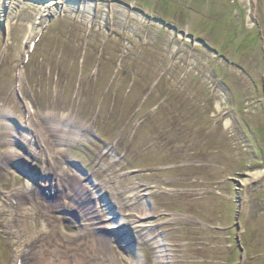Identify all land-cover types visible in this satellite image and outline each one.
Returning a JSON list of instances; mask_svg holds the SVG:
<instances>
[{
    "label": "rangeland",
    "instance_id": "rangeland-1",
    "mask_svg": "<svg viewBox=\"0 0 264 264\" xmlns=\"http://www.w3.org/2000/svg\"><path fill=\"white\" fill-rule=\"evenodd\" d=\"M50 1H14L7 25L0 0V264L18 242L6 194L27 197L18 171L50 173L49 153L126 214L148 208L141 264H264V0ZM52 192L44 226L91 224ZM121 248L104 264L133 256Z\"/></svg>",
    "mask_w": 264,
    "mask_h": 264
},
{
    "label": "bare ground",
    "instance_id": "bare-ground-1",
    "mask_svg": "<svg viewBox=\"0 0 264 264\" xmlns=\"http://www.w3.org/2000/svg\"><path fill=\"white\" fill-rule=\"evenodd\" d=\"M4 1L3 7L7 16V25H10L8 16L14 7V1L22 0ZM57 4L58 2L55 0L50 1L46 6L47 12L54 11ZM47 14H43V16ZM33 35L34 30H32L30 37H33ZM28 123V126L31 127V123ZM226 123L228 124V122ZM13 126L9 125L8 129L11 133L12 131L16 133L17 129ZM28 126L24 127L22 125L21 127L25 135L32 137L35 130H33V127L27 128ZM21 127L19 126L18 128ZM21 156L18 153L15 156L13 155L12 159L16 160L14 157L20 159ZM51 157L49 153L48 160L52 164L53 169L50 173L43 172L40 175L36 174L33 176L30 173L33 172L32 168H28L26 171L31 177L38 178L39 185L46 188L45 185L47 184L49 185L47 187L51 189H61L62 195L69 200V202H65L63 210L68 212L70 208H73L78 217L89 220L91 224L80 228L74 235L66 234L59 225L47 223L44 226L41 217H52L51 213L55 212L53 209H58L62 206L60 204H56L55 206L43 204V195L40 191L41 195L36 193L34 185L31 187L30 183L34 180L31 178L28 191H25V195L28 194L27 197H18V190H13L6 194L7 200L13 206L11 219L8 221L7 226L18 238V242L14 244L16 251L13 257V264H104V257L100 251L104 249V246L107 247L117 241L121 242L125 253L133 255L131 258L128 257L129 259L125 258V264H141V260L136 255L134 248L141 242L142 235L140 233L144 227L143 219L148 216V208L138 210L135 215L137 218H134L133 213L126 214L124 205L111 195V190L106 183H95L89 175H82L81 177L73 174L69 169L60 164H54ZM25 179L30 178L26 177ZM124 191L126 193L131 192L127 196L128 202L140 193L137 188H131V190L125 188ZM135 191L137 193L133 194ZM141 195L145 198L148 197L147 194ZM132 205L133 203L127 207H131ZM30 212H33L35 216L39 215V217L36 216L29 221L31 217L27 216V214ZM99 215H104V217L102 219L98 218ZM23 216L28 221H21ZM103 222H106V224H102ZM77 240L80 242L73 245ZM162 241L156 240L154 244L157 247L162 246V251L155 256L159 262L166 258V256L171 257L166 247L167 245ZM80 247L83 248L81 254L76 252Z\"/></svg>",
    "mask_w": 264,
    "mask_h": 264
}]
</instances>
